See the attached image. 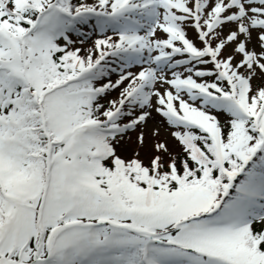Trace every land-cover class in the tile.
Wrapping results in <instances>:
<instances>
[{
  "label": "snow or ice",
  "instance_id": "1",
  "mask_svg": "<svg viewBox=\"0 0 264 264\" xmlns=\"http://www.w3.org/2000/svg\"><path fill=\"white\" fill-rule=\"evenodd\" d=\"M0 264H264V0H0Z\"/></svg>",
  "mask_w": 264,
  "mask_h": 264
},
{
  "label": "rangeland",
  "instance_id": "2",
  "mask_svg": "<svg viewBox=\"0 0 264 264\" xmlns=\"http://www.w3.org/2000/svg\"><path fill=\"white\" fill-rule=\"evenodd\" d=\"M111 35V33H109ZM195 32L192 31L191 29H189V36L192 37L193 39H195ZM97 37L96 36H93L92 39H90L89 41H87L84 45H78V46H81V47H84V48H88L91 46L92 44V41L94 39H96ZM133 71H139V69H133ZM116 77H113V79H115ZM127 83V82H126ZM257 83H259V81H257ZM119 93V89L117 90V93H114L113 96L111 98H116L117 95ZM154 128H159L160 130V136H159V139L160 140H166L168 141V143L171 145H175V141L173 139V137L171 136V131L172 129H170L166 123H164L162 121V119L159 117L158 114H156L155 112H153V117L152 119L149 121V125H148V129H149V135H150V130L151 129H154ZM136 136L135 134H132L131 136V139H127L126 140V144L127 146L133 150V151H136L138 150L136 148Z\"/></svg>",
  "mask_w": 264,
  "mask_h": 264
},
{
  "label": "trees",
  "instance_id": "3",
  "mask_svg": "<svg viewBox=\"0 0 264 264\" xmlns=\"http://www.w3.org/2000/svg\"><path fill=\"white\" fill-rule=\"evenodd\" d=\"M74 2H76V0H74ZM86 2H89L90 3V1L89 0H86ZM174 139V138H173ZM175 141V140H174ZM172 149L174 150V151H179L180 149H179V145L176 143V141H175V145H172Z\"/></svg>",
  "mask_w": 264,
  "mask_h": 264
}]
</instances>
